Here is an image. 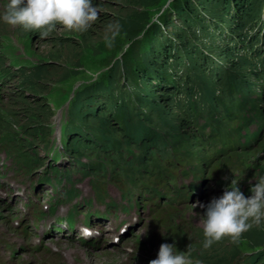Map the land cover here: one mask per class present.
I'll use <instances>...</instances> for the list:
<instances>
[{
    "label": "rangeland",
    "instance_id": "rangeland-1",
    "mask_svg": "<svg viewBox=\"0 0 264 264\" xmlns=\"http://www.w3.org/2000/svg\"><path fill=\"white\" fill-rule=\"evenodd\" d=\"M176 1L92 0L100 14L87 31L57 25L41 38L39 30L7 24L10 0H0V264H150L163 243H174L190 264H264V217L239 239L208 248L203 227L206 206L233 179L250 197L264 178V22L238 13L235 26L222 2L191 0L213 20L204 30L211 39L192 25L183 45L190 58H169V75L153 76L142 63L151 23L182 45L171 28L179 26ZM218 21L248 38L235 55L259 46L252 69L222 53L235 34H223ZM202 54L230 72L201 69ZM194 60L201 70L189 72ZM238 103L246 124L257 119L261 129L244 146L233 142ZM138 160L147 169L130 180L126 162ZM72 186L77 191L65 197ZM50 202L60 203L53 213ZM72 208L70 226L64 217ZM79 226L90 227L89 241Z\"/></svg>",
    "mask_w": 264,
    "mask_h": 264
},
{
    "label": "clouds",
    "instance_id": "clouds-1",
    "mask_svg": "<svg viewBox=\"0 0 264 264\" xmlns=\"http://www.w3.org/2000/svg\"><path fill=\"white\" fill-rule=\"evenodd\" d=\"M99 14L92 0H10L2 18L12 26L39 30L40 37L47 38L57 25L69 31H87L98 20ZM114 27L109 25L110 29ZM237 185L238 181L233 179L230 189H225L222 196L213 198L206 206L203 219L205 248L224 237L233 241L239 239L253 223L259 224L264 217V178L251 188L250 197H245ZM150 264L190 262L184 252L177 254L174 243H163L157 258Z\"/></svg>",
    "mask_w": 264,
    "mask_h": 264
},
{
    "label": "trees",
    "instance_id": "trees-1",
    "mask_svg": "<svg viewBox=\"0 0 264 264\" xmlns=\"http://www.w3.org/2000/svg\"><path fill=\"white\" fill-rule=\"evenodd\" d=\"M205 1L206 0H202V2H205ZM212 1H216L218 4H221V2H222V4L225 6V9L223 11V15L227 16V20L230 22H233V24L235 26H237L238 23L240 24V22H241V21H239L238 18H233L235 16V14H238V13L241 14L239 17L243 16V18L245 17V19L249 16L248 22H250V23L255 22V21L256 22H259V21L264 22V0H212ZM176 2L177 3L172 7V10L174 11V14H175L174 16L177 17V19L179 20L178 21L179 26H174L171 24V28H174V34L178 38H180L178 40H180L182 42V45L178 48L177 47L178 45L175 43V41L168 37L169 29L167 30V28H166L165 31L162 32L163 29L162 28L160 29L158 24L151 23V30L150 31L148 30V35H147L148 36L147 37L148 44L146 45V52L142 55V63L144 64V66H146L148 73L152 74L153 76H155L154 72H157L159 74H164L165 76L169 75V74L167 75V72L165 71L168 68V65L165 66L166 60H168L169 58H172V60L177 59L179 61L181 53H184V55H185V57L183 59L190 58V57H186V56H188L186 54H189V53H188L187 49L184 48L183 45H184V43L190 42L188 38L186 39L185 33H188L186 31V29L189 30V28L191 29V27L194 28L192 25H194L196 27L195 29L197 30L198 34H202V36L206 37L207 40H209V41L211 39V36L207 32H205L204 30L209 28V26H207L208 24H205V23L211 22L213 20L211 18L210 19L208 18L206 20L204 18V16L198 12L199 7L196 8L193 5V2H191V0H182V1L177 0ZM200 5H203V3H200ZM253 12H254V18L252 19L251 13L253 14ZM163 17L164 18L162 19L161 24L164 25L165 23L168 22L167 19H169V18H166L165 16H163ZM203 19H205L204 24L201 22V20H203ZM218 22L219 23H217V24H218L219 29L222 31L223 34L228 35L230 39H232L231 33L235 34L234 35L235 38H233V40H232L233 45L226 47L225 46L226 42H225L223 45H224V48H227V49L225 51H222V53L225 54V57L229 58L228 60H231V61L234 58H241L242 63H240V64L238 63L239 64L238 67L242 66V65H244V66L248 65L252 69L253 68L252 67L253 55L257 54V50H258L259 46L255 47L253 49L254 44H252V46H250L247 51L245 50L246 53H248L247 56H245L243 54H241L239 56L237 53H236L237 55H235L233 53L234 52L233 48L235 46H238V47L242 46L241 49H244L245 46L248 47V45H245V41L248 40V38H246V34L243 35V34L238 33V30L236 28L232 32L231 28L229 27V24H226L222 21H218ZM232 27L234 28V26H232ZM258 27H261V25H259ZM198 31H200V32H198ZM210 31L213 32V29H210ZM262 33L264 34V30L262 31ZM261 39H262V37H261ZM263 40H264V38H263ZM248 42L249 41H247L246 44ZM231 47H232V50H231ZM238 52H240V50H238ZM263 53H261L259 56H262ZM218 54H220V51L218 52ZM202 55H204V56H200L199 58L202 57L201 59H203L206 56V54H202ZM191 56L194 57V55H192V53H191ZM159 58H162L161 61L163 62V64L158 63ZM209 59H211V58H209ZM209 59L204 58L203 60H200V62L202 64L201 69L206 67V68H209L210 72L219 73L221 71L223 73V70L225 72V68H226L227 74H228V72H230V70H228L229 67H224L223 65L221 66V64L215 63V62H213L212 59L211 60H209ZM188 60H190V59H188ZM195 63L199 64V62H196V60H194V62L188 63L187 70H189L190 72H194L195 69L199 70L200 68L195 67ZM160 64H161V67H160ZM158 67H160V68H158ZM260 69L264 70V64H263V67H260ZM211 79H212V77H206L205 78V80H207V81L211 80ZM162 86L165 89H167L166 92H168L169 94L171 93L170 90L172 89V86L165 85V84H163ZM77 99H78V95H75L74 100H77ZM240 104L241 103H238L236 105L237 121H236V124L234 127L242 126L244 124V122H246L248 120L245 117H243L244 114L242 115L239 113ZM101 111H102V109H99V110H97V113H100ZM95 116H98V115L96 114ZM250 116H253V115H249V118H250ZM204 119L206 121L210 118H207V115H206V116H204ZM172 140L174 142L176 140V137H172ZM143 165L144 164L139 160L126 162V166L128 167V170L129 169L134 170L132 174L130 172L126 173L129 175L130 180H133L134 175H141L140 171L142 168L147 169V167L145 165H144V167H142ZM54 178L56 179L55 180L56 182L59 181L56 177H54ZM43 179L46 181L48 180L47 177H45ZM65 180H68V177H66ZM73 190L74 189L66 190L65 196L66 197L70 196L72 194ZM50 211H53V209H51Z\"/></svg>",
    "mask_w": 264,
    "mask_h": 264
},
{
    "label": "bare ground",
    "instance_id": "bare-ground-1",
    "mask_svg": "<svg viewBox=\"0 0 264 264\" xmlns=\"http://www.w3.org/2000/svg\"><path fill=\"white\" fill-rule=\"evenodd\" d=\"M189 71V70H188ZM190 72V71H189ZM190 75V74H189ZM225 97V96H224ZM68 225H70V224H68ZM71 226V225H70ZM70 228V227H69ZM66 229H68L67 227H66ZM71 230V229H70ZM64 231V230H63Z\"/></svg>",
    "mask_w": 264,
    "mask_h": 264
}]
</instances>
